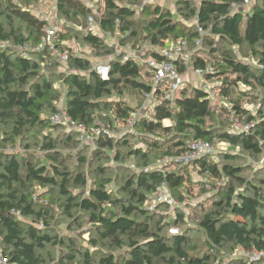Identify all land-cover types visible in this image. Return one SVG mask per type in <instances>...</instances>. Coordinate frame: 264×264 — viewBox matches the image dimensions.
I'll use <instances>...</instances> for the list:
<instances>
[{"label":"trees","instance_id":"1","mask_svg":"<svg viewBox=\"0 0 264 264\" xmlns=\"http://www.w3.org/2000/svg\"><path fill=\"white\" fill-rule=\"evenodd\" d=\"M6 1L0 2V17L6 18L5 23L0 22V41L39 42L48 19L30 9L43 0H20L24 7ZM100 1L103 10L96 15L85 0H55L57 17L64 19L60 27L64 42L58 46L64 49L77 42L80 55L73 56L68 65L81 73L66 74L49 48L30 57L0 49V258L8 264H264V257L248 260L231 255L238 249L264 251V177L242 174L245 170L258 173L264 167L249 161L238 164L235 161L240 155L234 152L221 154L219 161L214 154L185 165L175 160L192 141L210 144L215 138L250 157L261 154L258 140H264V111L256 108L254 115L241 105V97L247 93L245 89H257L262 92L257 100L264 105V0H175L174 11L165 4H143L141 16L147 18L136 19L134 7L115 0ZM246 1L250 8H236ZM90 15L101 29L121 34L120 45L139 36V42L147 40L159 47L171 39L186 40L193 51L192 68H207L206 80L219 81L211 91L224 99L215 104L212 92L188 85L174 102L165 100L163 88L152 90V69L133 57L122 61L123 50L110 46L101 36L75 28L84 25ZM197 38L201 40L198 47ZM81 46L92 55L84 54ZM204 46L209 50H202ZM150 54L158 56L153 52L146 56ZM95 60L109 62L107 79L91 70ZM58 82L64 89L67 115L88 126L94 120L111 131L124 126L135 110L124 99L126 94L141 103L153 93V110L147 107L135 118L136 136L131 131L103 133L91 149L89 144L82 145L75 131L61 132L64 126L49 118L61 107ZM237 87L242 94L232 97ZM235 119L251 124L250 130L233 131ZM36 129L43 131L38 144L41 159L22 164L14 154L3 151L7 144ZM61 138L77 146L73 168L57 149ZM90 149L99 160L88 172L83 166L89 162L85 153ZM111 152L113 161L130 172L129 176L109 175L114 167L103 161L110 159ZM129 158L135 159L136 170L123 163ZM166 158L168 162L158 165ZM190 167L204 180L218 181L209 193L201 190L209 195L205 200L188 206V212L174 207L172 221L161 210L170 206L162 204L153 211L145 207L163 181L175 199L186 203L191 191L188 183L192 184ZM197 212L201 213L194 217ZM187 219H194L195 224L188 225ZM61 222L72 232L83 226L85 231L59 236L54 225ZM183 224L188 225L185 230L170 232ZM193 231L202 238L191 246L189 234ZM48 245L60 246L58 254L46 258L42 250Z\"/></svg>","mask_w":264,"mask_h":264},{"label":"built area","instance_id":"2","mask_svg":"<svg viewBox=\"0 0 264 264\" xmlns=\"http://www.w3.org/2000/svg\"><path fill=\"white\" fill-rule=\"evenodd\" d=\"M165 3L172 2L175 0H164ZM249 2V1H246ZM245 2V3H246ZM48 23L44 26L43 35L41 40L37 43H33L31 41H25L21 43H13L10 40L0 41V49L11 50L19 53L24 57H30L33 54L42 52L45 48H49L51 54L57 58L59 62L62 64V70L66 74L73 73H81L82 71L77 68L70 67L68 62L71 60L73 56L80 55L79 50L74 47H65L64 49L58 46V42H64L62 38V34L60 31L59 25H52L49 18ZM118 22V20H116ZM197 25L198 32L202 34L204 30L200 25ZM79 31L84 33H92L97 36H101L106 40L110 46H114L115 48L120 46V42L117 39L115 41L112 38V33L110 31H105L101 29L98 20L93 16H88L84 25L80 26ZM117 33V32H116ZM117 36L119 38L120 35ZM201 44L200 38L195 40V45L198 47ZM124 55L122 57V61L126 60L128 57H133L139 63H144L147 67L152 69V90H156L158 87L163 88V97L165 100L169 102H174L177 97L180 96L182 89L186 86V83H190L187 79V73L193 74L197 79L201 80L200 86L197 85L198 82L192 83V86H198L207 91H211L213 85L204 81L205 74L207 72V68H198L194 69L191 66V57H192V49L188 47V43L186 40H168L166 45L163 47L156 46L154 44L148 43L146 40H143L140 46L134 48L131 52H127V50H123ZM148 52L157 53L158 56H154L150 54L146 56ZM261 67V65H258ZM193 69V70H192ZM102 80H105L109 77L110 73V64L108 61L103 60H95L92 63V69ZM86 73V72H84ZM152 94L150 93L147 97L151 98L150 104L149 101L146 100L143 104L142 110L135 109L132 112L131 116L127 119L124 127L122 128V132L126 129L132 127V123L135 118H138L142 115L143 110L147 107L153 106L154 100H152ZM211 99L213 103L218 101V98L215 95H211ZM230 109V106H227ZM52 123H57L63 125L68 130H73L76 132L78 140L82 144H89L91 146H95L98 138L104 134H112L111 130L101 123L98 120H94L91 126H88L84 123L77 122L73 120L70 116L67 115L64 109V103H62L60 109L56 112H53L49 116ZM133 128V127H132ZM251 128V124L244 123L238 120H234L232 124V130L238 132H248ZM260 144H264V140H258ZM212 146L208 142L202 140L192 141L188 148L185 150L183 154L179 157L175 158V160L179 161L181 164H189L194 160L201 158L204 155L212 154ZM169 161V160H167ZM167 205L172 208L180 207V201L175 199L170 192L169 186L167 182L163 181L159 184L152 195L145 201V207L149 211L155 210L159 205ZM13 214L19 217V212L12 210ZM172 233H177L178 228L170 229ZM249 252V251H248ZM250 255L244 254V257L248 260H256L261 257H264V251H258L256 249H252L250 251ZM247 253V252H246ZM0 264H8L4 259L0 258Z\"/></svg>","mask_w":264,"mask_h":264},{"label":"rangeland","instance_id":"3","mask_svg":"<svg viewBox=\"0 0 264 264\" xmlns=\"http://www.w3.org/2000/svg\"><path fill=\"white\" fill-rule=\"evenodd\" d=\"M13 1L18 3L19 5H22L20 0H13ZM85 1H87V3L92 7L93 12H95L96 15H101L102 10H103V6H104L102 1H100V0H85ZM115 1L117 3H119L120 5H129L132 8L134 7L135 8V19L138 18V16H140L141 18H144V17L147 18L146 15L141 16V12H140L141 8L140 7L143 4H145V5L149 6V7H154L155 4H161V5L165 4V6L169 7L171 10H173V11L175 10L174 9V3H172V2L165 3L164 0H115ZM194 1L197 2V0H194ZM0 2H1V4L7 3L6 0H0ZM250 4L251 3L249 1V2H246L243 5L237 6L236 8L240 9V10H247L248 8H250ZM33 6H34V8L30 9V11L33 14H36V15H39V16H41V15L45 16L46 18L50 19L52 25H59V27H61V25L64 22V19H61V18L57 17V10H56V7H55V0H43V4L41 3V5L37 4V5H33ZM177 17L178 16L175 15V18H177ZM245 20L246 19H244L243 27H244V24H245ZM0 22L1 23H5L6 22V18L5 17H0ZM185 22H187V25H190L189 21H185ZM16 24H17V22H16ZM68 25H70L69 22H68ZM71 26H73V25H71ZM74 26H75V28L77 30H80L79 29L80 26H77V25H74ZM139 28H140V26H139ZM118 35H120L119 38L117 36V33L113 34L112 38L115 41H117V39L119 40L120 37H121V34L118 33ZM140 40H141L140 36L135 38V39H130V40H128L125 43L126 46L120 45V46H122V48H119L118 46H117V48L119 50L120 49L121 50H127V52H131L132 53L131 50H133L134 48L140 46V44H141V42H139ZM132 45H133V47H132ZM70 46L72 48L76 47L77 49L80 50L79 45H77V42H73ZM188 47H190V46L188 45ZM203 48L204 49H202V50H205V51L209 50L208 46H204ZM81 49L85 50L84 54L92 55V53H89V51L85 47L81 46ZM187 79H188V81L190 83H188V84L186 83V86H188V85L192 86L193 85L192 83H196V82H198L197 85L200 86L201 80L197 79L193 74H189V72L187 73ZM204 81H206L205 77H204ZM216 81H218V80H212V81L207 80V82L209 84H211V85H214ZM56 85L59 88H61V91H62V96H61V99H60L61 101L59 100L60 101L59 105H62V103H64V99H63L64 98L63 97L64 96V94H63V90L64 89L62 88V85L59 82L56 83ZM239 89L240 88H238V87L234 89L232 97L240 96L242 94V90L240 92ZM245 90L247 91V93L244 94L243 97H241V105L243 107H245L247 110L252 111V113L254 115L256 114V108H261L264 111V105H261L260 102L257 100L258 99L257 98L258 95H261L262 92L258 91L257 89H251V88L245 89ZM210 92H212V91H210ZM211 95H215L218 98V101L216 102L217 104L220 102L221 99H224L223 97H221L218 94H215L214 92H212ZM124 99L127 101V103L130 104V106L134 107L135 109H141V110H142L143 104H144V102L146 100L149 101V104H150V101H151V98L148 99V97H146V98L142 99V102H141L142 104H141L138 101V98L136 96L134 97L133 95H129V94H126ZM152 107L153 106L150 107L151 110L149 109L150 112L153 110ZM145 112L146 111L143 110L142 115ZM123 127L124 126H122L121 128L119 127L118 129H114L113 131H111L112 134L118 135L119 133H122L121 130H122ZM66 130L68 131L67 128L63 127L61 129V132L62 131H66ZM125 131H131V134H133L135 136L138 134V133L135 132V130L132 127L129 128V129H126ZM41 133H43V131H41L40 129L30 130L24 136L15 139L13 143L7 144L6 147L3 149V151L6 152V153L14 154L22 164L26 160H37V158L41 159L42 156H43V152L38 147V144H39V142L41 140ZM133 139L135 141V144H134V146H135V145H137L136 138H133ZM57 140L59 141L57 149L61 150V152L67 156V161H66L67 165L70 168L75 167L76 166V162H77L76 159L78 157L76 155V149H77L76 147L77 146H74L73 143L67 144L66 142H63V139H62V141L60 139H57ZM210 144H211L212 150H213L212 154L217 156L216 157L217 161L220 160L219 156L221 154H223L225 152H234V153L240 155L239 159L235 161L236 163L242 164L243 162H246V161L248 162L249 161L254 166H256L258 168H263L264 167V144H262V152H261V154L258 157H256V158L250 157L245 152H241L239 147L231 146L229 143H227V142H225L223 140H219L217 138H215L213 140V142L210 143ZM82 145H84V144H82ZM92 148H93V146L91 147V149ZM91 149L87 150V152L85 153V155L87 156L89 162L86 163L85 166H83V168L87 169L88 172H90V170H92L95 167L96 163L99 160V159H95V156L92 155ZM109 158L110 159H106L103 162L107 163L109 166L113 165L114 168L109 172L110 176H113V177H114V175H116V176H129L131 174L130 172L125 171L123 168H119L117 166V163L115 161H113V159H112V152L110 153V157ZM149 158H150V160H154L152 155ZM167 160L168 159L166 158V159L160 161L158 163V165H162L164 162H168ZM123 163L126 164V166H128L129 168H135V170L137 168V166L135 164V159H133V158H129V159L125 160ZM188 172H189L190 178L192 180V184L188 183V186L190 187L191 191H190V193H188V195L186 197V203L183 204V203L180 202V207H179L185 212H188L189 210H191L188 206H190V205L192 206V204H194V202H196V201H203V200H205L207 198V196H209L207 193L202 194L203 193V192H201L202 189H205L209 193V190L212 189L214 186H217V184H218V181L215 180V179H209V180L206 179V180H204V177L200 173H198L197 169H193L192 167H190L188 169ZM242 174L244 176L255 175V176H258V177H264V169L261 170L258 173L257 172L255 173V172H253L251 170H245ZM90 176L88 178H90ZM88 182L90 183V179H89ZM214 189H216V187ZM174 209L175 208H171V207L170 208L169 207L168 208L162 207L161 210L164 213V214H162L163 217L165 219L169 220V221H172V218H173L174 212H175ZM200 213L201 212L195 213L194 217H197ZM61 220H66V218L64 216H61ZM154 220L157 221L158 217H156ZM192 220L190 221L189 219H187L186 221L189 223V224L188 223L187 224L188 225H194L195 221H194V219H192ZM153 223H152V225H153ZM187 224H183V225L178 226L179 227L178 229L179 230H185L186 227L188 226ZM54 228L57 231V232L55 231L54 233L59 235V236H63V235H66V234H68V235H75V234L79 235V234L84 233V231H85V227L83 226L81 230H75L74 232H72L71 230H68L65 227V223H63V222H61L58 226L54 225ZM193 232H191L189 234V236L192 237L191 246L198 245L199 244V240H201V238H202L200 234L196 233L195 231H193ZM164 233H165V229L162 231V234H164ZM87 237H88V234L85 233L83 235V238L86 239ZM82 242H83V244H86V243H84V240ZM191 246H190V248H191ZM59 249H60V246H58V245H55V246L48 245V246L45 247L44 250H42V254H44L46 258H47V256H52V255L55 256L56 254H58V250ZM250 251L248 252V251L243 250V249H238L237 251L235 250L233 252V254H231V255L232 256L233 255L234 256H242L243 258H245L246 256L244 257V254L250 255V253H251ZM48 253H49V255H47Z\"/></svg>","mask_w":264,"mask_h":264},{"label":"bare ground","instance_id":"4","mask_svg":"<svg viewBox=\"0 0 264 264\" xmlns=\"http://www.w3.org/2000/svg\"><path fill=\"white\" fill-rule=\"evenodd\" d=\"M104 39V38H103ZM147 41V40H146ZM148 43H150L149 41H147ZM150 44H152V43H150ZM203 90H205V89H203ZM207 91V90H206Z\"/></svg>","mask_w":264,"mask_h":264},{"label":"crops","instance_id":"5","mask_svg":"<svg viewBox=\"0 0 264 264\" xmlns=\"http://www.w3.org/2000/svg\"><path fill=\"white\" fill-rule=\"evenodd\" d=\"M202 89V88H201Z\"/></svg>","mask_w":264,"mask_h":264}]
</instances>
